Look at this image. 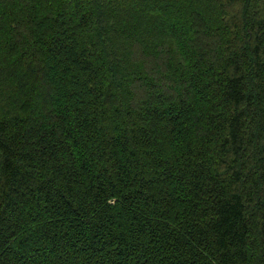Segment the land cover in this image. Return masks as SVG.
I'll use <instances>...</instances> for the list:
<instances>
[{
  "label": "trees",
  "instance_id": "16d2710c",
  "mask_svg": "<svg viewBox=\"0 0 264 264\" xmlns=\"http://www.w3.org/2000/svg\"><path fill=\"white\" fill-rule=\"evenodd\" d=\"M0 264H264V0H0Z\"/></svg>",
  "mask_w": 264,
  "mask_h": 264
}]
</instances>
